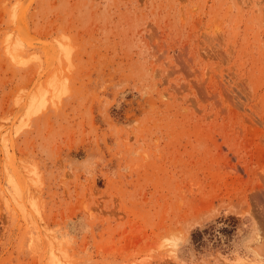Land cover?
<instances>
[{"label":"rangeland","instance_id":"1","mask_svg":"<svg viewBox=\"0 0 264 264\" xmlns=\"http://www.w3.org/2000/svg\"><path fill=\"white\" fill-rule=\"evenodd\" d=\"M255 214L264 0H0V264H238Z\"/></svg>","mask_w":264,"mask_h":264},{"label":"bare ground","instance_id":"2","mask_svg":"<svg viewBox=\"0 0 264 264\" xmlns=\"http://www.w3.org/2000/svg\"><path fill=\"white\" fill-rule=\"evenodd\" d=\"M43 106L44 103L32 100L30 107ZM251 207V206H250ZM262 207V206H261ZM255 209V208H254ZM257 210V209H256ZM252 219V233L246 244L247 259L242 260L238 264H264V222L258 215H253ZM173 246H177L178 242L173 241Z\"/></svg>","mask_w":264,"mask_h":264},{"label":"trees","instance_id":"3","mask_svg":"<svg viewBox=\"0 0 264 264\" xmlns=\"http://www.w3.org/2000/svg\"><path fill=\"white\" fill-rule=\"evenodd\" d=\"M202 232L200 230H195L192 234H191V238L193 239L194 242H196L197 244H200L201 242V236H202Z\"/></svg>","mask_w":264,"mask_h":264}]
</instances>
